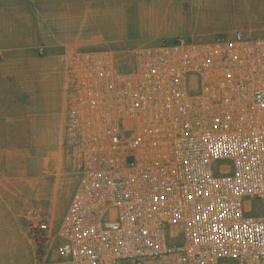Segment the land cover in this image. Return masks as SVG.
<instances>
[{"label": "built area", "instance_id": "1", "mask_svg": "<svg viewBox=\"0 0 264 264\" xmlns=\"http://www.w3.org/2000/svg\"><path fill=\"white\" fill-rule=\"evenodd\" d=\"M131 54L125 70L98 53L69 68L78 178L35 264H264V38Z\"/></svg>", "mask_w": 264, "mask_h": 264}, {"label": "rangeland", "instance_id": "2", "mask_svg": "<svg viewBox=\"0 0 264 264\" xmlns=\"http://www.w3.org/2000/svg\"><path fill=\"white\" fill-rule=\"evenodd\" d=\"M230 1L0 0V23L11 29L14 17H24L28 36L63 35L69 47L103 55L124 70L136 48L246 29L234 22L236 14L226 17L227 5H242ZM2 63L0 56V84L9 73ZM4 106L0 100V264H35L52 252L78 175L65 146L66 115H1Z\"/></svg>", "mask_w": 264, "mask_h": 264}, {"label": "crops", "instance_id": "3", "mask_svg": "<svg viewBox=\"0 0 264 264\" xmlns=\"http://www.w3.org/2000/svg\"><path fill=\"white\" fill-rule=\"evenodd\" d=\"M238 1L242 2L240 7L227 5L226 17L236 14L238 19L234 22L248 25L242 32L264 38V0ZM227 3L235 4L234 0ZM226 22L230 21L226 19ZM0 24V56L3 68L9 67V73L1 75L0 100L5 105L1 115H67L73 96L68 84L73 80L69 68L75 70L76 56L93 52L69 47L71 43L63 35L28 36L24 17H14L15 26L11 29L4 26L3 20ZM38 47L45 53L36 55ZM32 65L36 69L33 74Z\"/></svg>", "mask_w": 264, "mask_h": 264}, {"label": "trees", "instance_id": "4", "mask_svg": "<svg viewBox=\"0 0 264 264\" xmlns=\"http://www.w3.org/2000/svg\"><path fill=\"white\" fill-rule=\"evenodd\" d=\"M125 69H126V68H125ZM125 69H124V70H125Z\"/></svg>", "mask_w": 264, "mask_h": 264}]
</instances>
